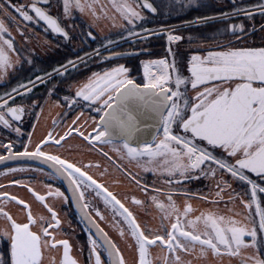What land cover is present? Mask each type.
Returning <instances> with one entry per match:
<instances>
[{
  "label": "snow or ice",
  "instance_id": "obj_1",
  "mask_svg": "<svg viewBox=\"0 0 264 264\" xmlns=\"http://www.w3.org/2000/svg\"><path fill=\"white\" fill-rule=\"evenodd\" d=\"M193 6L207 5L203 0L0 2V86H6L0 93V149L7 153L0 154V164L37 165L7 167L0 173L13 175L8 185L0 183V242L6 244L0 264H46V254L61 249L59 264H81L53 201L75 207L88 233L87 264H264V0L250 5L231 0L229 10L218 15L148 26ZM76 13L87 17L86 32L84 24H75ZM101 20L120 30L118 38L105 35L92 52L19 79L25 66L35 68L25 47L32 38L31 25L42 22L45 31L66 42L79 27L96 41L92 29ZM209 24L219 25L206 38L211 46L199 36L184 35ZM257 34L260 44L249 43ZM154 37L166 41L163 57L153 58L147 46ZM184 40L195 51L182 50ZM121 42L134 47L117 51ZM142 54L147 58L139 59V69L128 66L129 58ZM90 60L105 66L68 84L69 94L62 100L54 99L55 83L47 88L44 104L65 111L56 113L52 129L34 141L44 108L30 95L33 89L55 76L65 77L78 64L88 66ZM13 78L17 83L11 85ZM28 117L36 123L30 124L24 142ZM73 134L89 151H99L136 191L119 196L103 179L108 167L101 170L99 163L62 156L59 150ZM26 172L59 181L66 190L46 183L45 193L36 191L15 178ZM9 186L25 188L47 214L34 213ZM12 202L22 206L23 219L7 210ZM129 203L155 214L141 221ZM101 222L127 242L131 259Z\"/></svg>",
  "mask_w": 264,
  "mask_h": 264
},
{
  "label": "flooded vegetation",
  "instance_id": "obj_2",
  "mask_svg": "<svg viewBox=\"0 0 264 264\" xmlns=\"http://www.w3.org/2000/svg\"><path fill=\"white\" fill-rule=\"evenodd\" d=\"M3 2V0H0ZM17 3H29L30 0H14ZM159 2V0H157ZM247 2H256V0H240V3L246 4ZM203 3L207 5V11L213 12V9L221 10V11H228L229 5L231 0H203ZM200 7H191L188 10L180 13L179 15H171V16H160L158 19L151 21L148 26L149 27H157L160 23L166 24H181L184 19H194ZM12 15H16L12 9H9ZM221 11L217 13H210L206 15H218ZM196 13V15H194ZM87 17L80 16L79 13H76L74 22L76 25L84 24L83 32H86L87 24H86ZM99 27L93 28V32L97 35L98 39L96 41L91 40L90 38L86 37L81 29L77 27L75 31L72 33L74 38L70 42H66L63 40L62 37H58L52 34L50 31H45V26L43 23L40 24H33L30 26L29 35H31V40L25 47L28 49V52H31L35 59V68L32 70H27L31 68V66H25L26 70L20 75L19 79L26 80L28 77L34 78L36 74L42 75L44 71H52L53 68L58 67L60 64L66 63L67 60L72 59L76 60V57L84 56L86 52H92L93 49L100 46V42L103 40L105 35L112 36L113 38H118L117 33L120 31L117 28L111 27V24L107 21L101 20L98 21ZM11 26V25H10ZM218 24H209L203 25L199 27H194L188 29L184 35H194L199 36L201 40L208 46H211V40L206 39L214 35ZM13 32L15 33L14 26L12 27ZM17 42L23 43L20 41V38L17 36ZM249 43H255L257 45L260 44V37L259 35H255L248 40ZM182 50L187 49L189 52L195 51V49H189L187 40L181 41ZM152 53L153 58L163 57L166 52V41L160 38H152L149 44L147 45ZM134 47L130 43L121 42L117 51L128 50ZM28 52L24 54L27 55ZM105 55L108 53L105 52ZM147 58L145 55H141L139 58H129L127 61L128 66L132 67L133 69H139V59ZM98 59V58H97ZM123 62V61H122ZM105 65H101L99 63H94L93 61H89L88 66L83 64H78V69H69V72L66 74L65 77L55 76L54 80L51 81L48 85L45 84H38L37 87L33 89V92L30 94L32 97L36 98L41 106L44 108L43 116L41 117L39 123L36 126L35 133L33 136V140L36 141L40 139L42 136L46 134L47 131L52 129V118L55 116L56 113L65 111L62 108H51L49 105L44 104V100L47 99L46 92L47 88L51 86V83H55L57 85V93L54 99L62 100L64 95L69 94L68 84L74 83L76 81H82L86 78L87 75L90 74L91 71L100 70ZM142 73V69H141ZM9 83L14 85L17 83V79L13 78L10 79ZM6 86H0V93L4 91ZM19 99V98H17ZM39 111V109H37ZM51 113V115H49ZM28 122H26L23 126V130L25 132V136L22 138L24 142H27L26 134L29 131H32L30 127L31 123H36L33 117L26 118ZM59 131V129H57ZM0 138H4L3 134L0 133ZM13 138L15 139V135L13 134ZM86 142H82L79 137H76L73 134V137L68 138L67 142L65 143V148L60 149V154L64 157L75 161H82L84 163H88L89 161L94 163H99L103 170V167H108L109 173L107 175H113L114 179H120L126 185L124 187L116 186L113 184L109 177L104 178V180L109 184V187L112 191L117 193L119 196H123L125 194L132 195L135 192L134 186L130 185L128 180L123 177V175L116 170V168L109 162L106 158H104L101 153L97 150L89 151L88 148L85 146ZM17 149H20V144L17 143ZM55 151V149H52ZM0 154L7 155L3 149H0ZM97 157V158H96ZM99 157V158H98ZM97 159H100L98 161ZM31 165L32 167H36L35 162H13L9 161L6 165L2 164L0 166V173L4 172L7 167H20V166H28ZM45 171H48L45 168ZM93 174H96L97 171L95 168L90 170ZM97 175V174H96ZM15 178L21 179L27 183H30L31 186L41 193H45L46 189L44 185L46 183H52L55 187H60L62 191L66 190V185L61 184L59 181H50L45 175L37 172H26V173H16ZM13 179V175H0V183L5 185L9 184V181ZM149 182H151V176L149 175ZM197 183H206V182H197ZM236 187L238 185H234ZM4 189H0L3 191ZM7 190L10 193H14L19 197L24 198L31 206L34 213H46V209H44L35 199L31 196L30 193L27 192L25 188L19 186H9ZM137 195L140 193L136 192ZM55 203L57 209L60 212V218L63 221L62 228L63 230L68 233L67 238L70 240L71 244L73 245V255L76 256L81 264H87V257H88V233L84 231V224L81 222L79 215L74 206L72 205H63L61 206L59 202L53 201ZM199 203L194 201V204ZM14 209V216L18 219L24 218V213L21 212L22 206L16 205L14 202L11 203ZM203 206V205H202ZM102 207V206H101ZM129 207H132L134 211L137 212L138 218L141 221L150 220L151 216L148 213L155 214L154 209H147V211H142L136 209L135 206L129 203ZM106 216H110V213H105ZM102 226L107 227L109 226L105 222H101ZM108 231V230H107ZM110 234V233H109ZM114 234V231H113ZM111 235V234H110ZM114 236H116L114 234ZM113 239H115L113 237ZM0 249H3L4 252L6 250V244L4 242H0ZM80 249H83V253L81 254ZM59 253V254H58ZM0 254L1 251H0ZM50 259H46V264H59V261L62 258V249L60 252L52 251L48 254ZM127 257V256H126ZM129 259H131V253L129 252Z\"/></svg>",
  "mask_w": 264,
  "mask_h": 264
},
{
  "label": "rangeland",
  "instance_id": "obj_3",
  "mask_svg": "<svg viewBox=\"0 0 264 264\" xmlns=\"http://www.w3.org/2000/svg\"><path fill=\"white\" fill-rule=\"evenodd\" d=\"M96 158H97V157H96ZM98 158H99V157H98ZM97 160L100 161V159H97ZM95 173H96L97 176H98V172L96 171ZM108 173H109V172H108ZM108 173H107V174H108ZM107 174H106V176H105L104 178L109 177V179H111V180L114 179V176H113V175H107ZM104 178H103V179H104ZM108 185H109V184H108ZM125 185H126V184H125L124 182H121L120 184H116V186H120V187H124ZM7 210H8L11 214L14 215V209H13L11 203H9V204L7 205ZM2 223H3V221L0 220V224H2ZM107 230L109 231V233L111 234V236L115 238V240L117 241V243L120 245L121 249L124 251L125 255L129 258V251H128V248H127V242H126L125 240L121 239L111 227L108 226V227H107ZM113 231H114V234H115L116 236H114ZM58 254H59V253H58ZM47 256H48V255H47Z\"/></svg>",
  "mask_w": 264,
  "mask_h": 264
},
{
  "label": "trees",
  "instance_id": "obj_4",
  "mask_svg": "<svg viewBox=\"0 0 264 264\" xmlns=\"http://www.w3.org/2000/svg\"><path fill=\"white\" fill-rule=\"evenodd\" d=\"M254 3H256V2H247L245 5H250V4H254ZM207 9L210 10V8H207V7L198 8V10L201 12H198L197 15H202V14L206 15V14H210V13L213 14V13H217V12L221 11V10L213 9V12H211V11H207ZM194 15H196V13ZM257 21H259V17H257ZM0 251L2 254L4 253L3 249H0Z\"/></svg>",
  "mask_w": 264,
  "mask_h": 264
},
{
  "label": "water",
  "instance_id": "obj_5",
  "mask_svg": "<svg viewBox=\"0 0 264 264\" xmlns=\"http://www.w3.org/2000/svg\"><path fill=\"white\" fill-rule=\"evenodd\" d=\"M13 162H25V161H13ZM28 162H31V161H28ZM36 163V162H35ZM2 164H0V166H1Z\"/></svg>",
  "mask_w": 264,
  "mask_h": 264
}]
</instances>
